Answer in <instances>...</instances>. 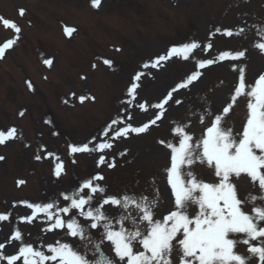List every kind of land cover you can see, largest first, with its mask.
Listing matches in <instances>:
<instances>
[{"label": "rangeland", "instance_id": "rangeland-1", "mask_svg": "<svg viewBox=\"0 0 264 264\" xmlns=\"http://www.w3.org/2000/svg\"><path fill=\"white\" fill-rule=\"evenodd\" d=\"M85 1L0 0L2 15L15 16L16 8L24 11L23 15L16 16L15 24L25 43L20 42V48L9 52L8 66L6 62L0 63V122L4 120L0 123V131L7 133L11 128L17 129L15 138L0 144V156L5 157L0 161V212H11L8 220L0 221V243L5 245L0 252L4 255H14L19 250V241L10 239L14 225L26 242L46 254L45 246L54 244L58 233L63 235L62 230L45 231L50 223L45 213L33 216V209L21 203L13 207L14 201L43 204L56 198L63 207L67 202L58 194L70 192L80 181L96 173L104 176L99 183L107 186L108 192L128 189L150 195L154 187H159L157 218L166 215L172 208L164 173L170 163V150L158 141L171 139V120H182L189 111L203 112L209 107L213 112L222 111L230 102L241 69L246 84H254L264 73V52L256 46L264 42V29L258 35L253 27L259 18L264 21L257 0H139L145 5L142 18L134 13L139 11L134 3L136 0L125 2L126 7L113 6L115 12L106 5L108 0H100L98 7H93L92 0H88L89 6ZM34 14L38 18L36 24L31 18ZM141 25L146 27L145 31ZM66 26L76 29L78 26L79 34L74 39L55 38ZM241 27L245 31L240 35L228 37L223 32L226 28L238 32ZM218 28L220 32L216 31ZM181 34L189 35L191 38L186 43H196L197 48L161 62L158 68L142 67L157 56L167 55L168 44L175 42L176 37L180 39ZM0 37H4L2 32ZM36 40L43 54V65L47 66L44 60L53 58V67L48 73L34 60L37 52L30 50ZM104 41H110V45L102 48ZM183 43L185 41L176 45ZM238 50H246L239 60L220 58L225 51L234 55ZM95 59L96 66L90 63ZM208 59L214 63L207 68L197 67L199 61ZM105 60L111 63L106 64ZM34 70L39 80L49 74V81L44 90L37 85L30 93L25 78L28 74L34 75ZM195 71L201 72L200 78L189 88L173 93L174 98L184 101L183 104L175 106L170 101L165 106L168 111L164 117L145 133H129L127 138L112 139L113 133L120 128L129 124L138 127L152 119L157 111L153 106ZM138 72L143 75L139 81H134ZM133 82L138 87L130 95L128 89ZM82 96L88 99L95 96L96 101L81 104L78 99ZM21 111L23 116L19 115ZM10 112L14 125L8 120ZM246 112L247 98L239 97L227 117L235 132L241 129ZM113 119L122 122L111 125ZM105 129H109L107 136L103 135ZM202 131L199 120L192 118L193 135L198 137ZM89 141H92L89 148L105 141L112 143V147L102 152L69 154L70 145L80 146ZM41 146L43 150L38 152ZM125 150V155H119ZM47 153L53 155L45 158ZM37 154L40 160L35 159ZM100 155H104L106 163L98 167ZM56 157L64 165L59 178L54 175ZM113 159L115 167L109 168L107 164ZM198 165L193 166L194 172ZM200 168L195 172L198 176L207 172L213 177L206 165ZM153 178L155 185L151 183ZM19 180L25 183L18 186ZM242 184L249 187L247 180L241 181V188ZM21 216H33V219L17 223ZM105 249L111 254L107 244ZM0 264H7V261L0 260ZM16 264H23V259Z\"/></svg>", "mask_w": 264, "mask_h": 264}, {"label": "snow or ice", "instance_id": "snow-or-ice-1", "mask_svg": "<svg viewBox=\"0 0 264 264\" xmlns=\"http://www.w3.org/2000/svg\"><path fill=\"white\" fill-rule=\"evenodd\" d=\"M99 3L100 0H92L93 7H98ZM20 11L23 15V10ZM3 23L10 24L7 20ZM11 27L20 32L15 23ZM253 27L261 35L264 25ZM65 31L70 33L73 29L66 28ZM216 31L220 32L221 29ZM244 31L243 27L238 32L223 29L228 37ZM13 43V40H9L0 47V57ZM197 46L196 43L172 46L167 55L157 56L142 67L158 68L161 62L174 54H188ZM256 46L264 52V42ZM245 53L246 50H238L233 55L225 51L220 58L239 60ZM104 62L111 63L109 60ZM44 63L51 65L52 61L46 59ZM213 63L211 59L201 60L197 67L202 69ZM141 75L143 73L138 72L133 80L139 81ZM200 76L201 72L195 71L182 79L153 106L157 111L152 119L138 127L131 124L122 127L113 133L112 139L127 138L129 133L139 135L147 132L150 126L164 117L168 111L165 106L170 101L175 106L184 103L182 99L174 98L173 93L189 88ZM28 87L32 88L30 82ZM137 87L138 84L133 82L128 89L129 94H133ZM242 96L247 98L248 114L242 131L235 132L229 126L227 117ZM84 99L80 97L81 101ZM140 107L143 109L144 105ZM19 115L23 116L24 112L21 111ZM192 118L198 119L203 126L198 137L192 133ZM121 122L113 119L111 125ZM171 125V139L158 141L170 150V163L164 173L170 188L172 208L166 215L157 218L159 187H154L150 195L128 189L108 192L107 186L99 183L104 176L96 173L80 181L79 186L70 192L58 194L67 202L63 207L56 198H50L43 204L14 201L13 207L21 203L33 209V216L45 213L50 221L45 231L62 230L63 235L59 236L58 233L55 243L45 246L46 254L26 242L14 225L10 239L19 241V250L14 255L0 252V260L7 261V264H16L21 258L23 264H264V73L258 76L254 84H246L241 69L230 102L222 111L213 112L210 107L203 112L189 111L182 120L172 119ZM109 129H105L103 135L107 136ZM16 132L15 128L7 133L0 131V144L15 138ZM91 142L80 146L70 145L69 154L102 152L112 147V143L105 141L95 148H89ZM40 150H43V146L38 152ZM126 152L119 155L123 156ZM52 155L47 153L45 158ZM4 159V156H0V161ZM35 159L40 160L41 156L37 154ZM56 159L58 163L54 175L59 178L64 172V165L59 157ZM105 163L104 155H100L97 166ZM197 163L206 165L211 171V182L193 171ZM107 166L115 167V160ZM242 180L248 181L247 189L241 188ZM17 183L19 186L25 181L19 180ZM151 183L155 185V178ZM10 215L11 212H0V221L8 220ZM33 216H21L17 223L31 222ZM106 244L111 254L106 251ZM240 245L247 246L246 253L239 251ZM4 247L0 243V249Z\"/></svg>", "mask_w": 264, "mask_h": 264}]
</instances>
